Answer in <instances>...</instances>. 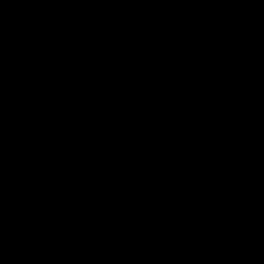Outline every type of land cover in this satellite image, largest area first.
<instances>
[{"label":"water","instance_id":"water-1","mask_svg":"<svg viewBox=\"0 0 264 264\" xmlns=\"http://www.w3.org/2000/svg\"><path fill=\"white\" fill-rule=\"evenodd\" d=\"M69 264H264V0H242Z\"/></svg>","mask_w":264,"mask_h":264}]
</instances>
